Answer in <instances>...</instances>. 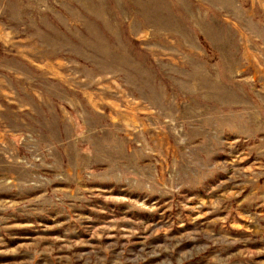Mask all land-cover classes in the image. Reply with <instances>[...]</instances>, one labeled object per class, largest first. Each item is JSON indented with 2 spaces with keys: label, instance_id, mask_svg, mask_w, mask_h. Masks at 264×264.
Instances as JSON below:
<instances>
[{
  "label": "rangeland",
  "instance_id": "374dc122",
  "mask_svg": "<svg viewBox=\"0 0 264 264\" xmlns=\"http://www.w3.org/2000/svg\"><path fill=\"white\" fill-rule=\"evenodd\" d=\"M0 264H264V0H0Z\"/></svg>",
  "mask_w": 264,
  "mask_h": 264
}]
</instances>
